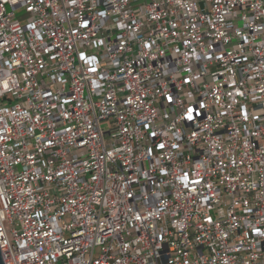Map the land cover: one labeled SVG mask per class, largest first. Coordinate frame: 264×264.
Returning <instances> with one entry per match:
<instances>
[{
    "label": "built area",
    "instance_id": "2783aa9c",
    "mask_svg": "<svg viewBox=\"0 0 264 264\" xmlns=\"http://www.w3.org/2000/svg\"><path fill=\"white\" fill-rule=\"evenodd\" d=\"M0 247L264 264V0H0Z\"/></svg>",
    "mask_w": 264,
    "mask_h": 264
},
{
    "label": "rangeland",
    "instance_id": "374dc122",
    "mask_svg": "<svg viewBox=\"0 0 264 264\" xmlns=\"http://www.w3.org/2000/svg\"><path fill=\"white\" fill-rule=\"evenodd\" d=\"M18 16L21 18V19H23L24 17H25V13H24V11H18Z\"/></svg>",
    "mask_w": 264,
    "mask_h": 264
},
{
    "label": "water",
    "instance_id": "95a60500",
    "mask_svg": "<svg viewBox=\"0 0 264 264\" xmlns=\"http://www.w3.org/2000/svg\"><path fill=\"white\" fill-rule=\"evenodd\" d=\"M0 264H5L3 257H2L1 247H0Z\"/></svg>",
    "mask_w": 264,
    "mask_h": 264
}]
</instances>
